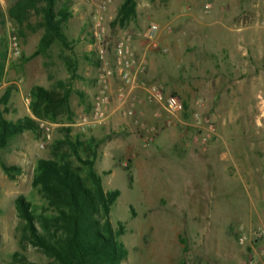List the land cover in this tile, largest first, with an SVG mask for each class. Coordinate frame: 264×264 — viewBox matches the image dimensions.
I'll use <instances>...</instances> for the list:
<instances>
[{
    "label": "rangeland",
    "instance_id": "obj_1",
    "mask_svg": "<svg viewBox=\"0 0 264 264\" xmlns=\"http://www.w3.org/2000/svg\"><path fill=\"white\" fill-rule=\"evenodd\" d=\"M15 1L0 0V65L3 66L0 119L15 122L32 118L37 129L14 136L0 151V264H17L14 254L34 264H56L24 239L26 223L19 215L16 201L25 198L39 213L46 208L42 195L32 186L35 168L39 159L51 157L54 142L63 136L60 130L68 126L72 127L73 136L83 140L94 137L102 143L96 171L102 175L106 191L121 192L110 215L114 228L122 225L125 230L119 241L127 248L128 256L121 264H240L252 256L254 250L264 252V238L256 245L253 243L255 233L264 231L263 154L255 161H236L237 167L226 158L197 159L202 150L189 144L194 131L186 126L192 122L196 111L211 116L217 130L221 121L235 120L232 122L237 124L227 129L230 135L243 131L242 126L249 125V120L264 124V57L258 64H254L252 57L254 52L264 55V44L249 49V74L237 72V81L243 82L249 75V89L262 93L263 97L255 101L257 108L253 113H218L213 107L206 110L193 107L192 111L190 101H184L174 89L176 84L180 86L177 79L183 59L195 53L197 44L205 37H212L201 30L228 26L242 34L245 28L253 27L264 38V0H136L137 19L123 26L114 22L124 0H112L107 12L109 39L114 41L126 32L130 34L147 64V73L142 77L146 86H161L167 95L178 97L183 104L178 117L184 125L172 128L163 125L167 115L159 104L150 102L154 108L149 111L141 108L144 115L139 118L140 124L156 129L154 142L149 147L143 145L142 125L118 114L110 122L115 119L123 125L111 123L110 126L109 122L87 130L74 126L80 115L89 112L97 89L98 63L89 38L90 16L94 3L104 0H71L73 16L64 25L71 48L66 49L56 42L46 55L30 61L26 59L38 49L44 30L36 29L41 18L35 14L29 16L23 27L17 26L9 15ZM65 2L58 0L57 9ZM207 4L213 8L205 14ZM152 26L158 28V48L147 35ZM15 36L22 51L18 58L10 54V41ZM251 36L249 34V41L257 40ZM251 66L262 68L261 72L254 73ZM253 77H257L254 84L251 83ZM60 83L71 91L74 121L68 125L63 120L58 123L45 120L51 124L53 137L44 142L40 120L30 110L29 94L34 86L55 89ZM182 89L187 91L184 86ZM150 114L155 115L153 123L148 121ZM159 114L163 117L159 118ZM258 132L263 134L264 129L254 125L251 134ZM179 140L194 149V160L171 151ZM245 140L233 142L234 148L247 149ZM137 162L139 172L134 170ZM2 165L18 171L9 176ZM249 165L253 167L252 177H249ZM126 167L133 175L132 185ZM108 171L112 173L105 175ZM254 188L258 192L254 193ZM243 231L249 237L244 244L239 241ZM261 264H264V256Z\"/></svg>",
    "mask_w": 264,
    "mask_h": 264
},
{
    "label": "trees",
    "instance_id": "obj_2",
    "mask_svg": "<svg viewBox=\"0 0 264 264\" xmlns=\"http://www.w3.org/2000/svg\"><path fill=\"white\" fill-rule=\"evenodd\" d=\"M58 0H16L9 9L15 24L23 27L31 14L41 18L36 29L44 34L36 52L26 59L46 55L59 42L66 49L71 48L64 33V25L72 18L71 0L57 9ZM137 19L136 0H124L114 24L123 26ZM33 28V30H36ZM23 34V33H22ZM3 66L0 65V77ZM75 73L76 69L73 70ZM74 78L75 75L73 74ZM71 91L63 83L55 89L34 86L29 94L32 115L52 123L65 121L73 124L74 112L70 106ZM6 100L9 93L6 94ZM37 129L32 118L18 121L0 119V151L4 150L14 136L24 131ZM62 138L52 146L51 157L39 159L32 180L46 202V208L37 212L25 198L16 201L19 215L26 223L24 239L41 250L56 264H121L128 256V250L119 238L124 227L115 229L111 222L112 207L121 196L118 190L106 191L102 175L96 171V162L102 143L94 138L83 140L72 135V127L60 130ZM12 176L15 167L2 165ZM128 172L130 185L133 175ZM108 171L105 175H110ZM14 254L17 264H34Z\"/></svg>",
    "mask_w": 264,
    "mask_h": 264
},
{
    "label": "built area",
    "instance_id": "obj_3",
    "mask_svg": "<svg viewBox=\"0 0 264 264\" xmlns=\"http://www.w3.org/2000/svg\"><path fill=\"white\" fill-rule=\"evenodd\" d=\"M111 3L112 0L94 3V9L91 11L89 38L98 63L97 89L89 112L80 115L74 126L81 130L95 129L108 124L117 114L125 119L134 120L136 125L140 124L139 118L144 113L141 110L143 101L139 90H144L148 101L159 104L166 113L167 116L163 119L164 126L172 128L179 124L184 125L178 117L183 111V104L179 98L167 95L161 86H146L143 82L142 77L147 73V64L135 48L132 36L126 32L114 41L109 39L107 12ZM212 8L211 4H207L205 14L210 13ZM157 31V26H152L147 32L155 48H158ZM166 51L167 49H164V52ZM21 53L20 42L15 36L10 41L11 57L18 58ZM158 117L161 118L163 115L159 114ZM140 125L143 145L149 147L154 142L156 129L148 128L145 124ZM186 126L194 131L189 137V144L201 150H207L218 135L214 119L202 111L194 112L192 122ZM39 127L44 142L51 141L53 137L51 124L39 121ZM263 238L264 231H258L254 235L253 243L256 245ZM248 239L247 233L241 232L239 241L244 244ZM263 256V251L254 250V254L240 264H261Z\"/></svg>",
    "mask_w": 264,
    "mask_h": 264
},
{
    "label": "crops",
    "instance_id": "obj_4",
    "mask_svg": "<svg viewBox=\"0 0 264 264\" xmlns=\"http://www.w3.org/2000/svg\"><path fill=\"white\" fill-rule=\"evenodd\" d=\"M202 32L210 34L214 38L211 37L209 38L211 40H209L208 37H205L202 42L197 44L195 53L190 56L187 55L183 59L177 79L180 86L176 84L174 89L179 91L184 101H190L191 108L194 107L196 110H206L209 107H213L214 111L218 113H253L257 108L255 101L263 97L262 93L249 89V75L244 78L243 82L237 81V72L242 71L244 75L249 74V49L263 46L264 38L253 27L245 28L242 34H238L234 28L228 26L205 28V30H201ZM249 34H252L251 39L257 40L249 41ZM252 57L255 60L254 64H258L259 61L262 62L264 55L254 52ZM255 67H253L254 73H256V70L261 72L262 68L258 69ZM256 79L257 77H253L251 83L254 84L253 82ZM183 86L187 88V91L182 89ZM139 95L144 100L142 107L146 111H149V108H154V104H151L146 99L144 90H139ZM245 118H249V116ZM154 119L155 115H148L149 123H153ZM114 120L108 125L111 126V123L114 126L123 125V122ZM232 121L235 120L230 122L221 121L218 124L216 139L207 150L200 151L201 153L198 154L200 156L197 159L226 158L229 161H233L234 166L237 167L236 161L241 159H252L255 161L260 154L264 156V133L251 134V128L254 125L258 129H264L262 128L264 124L261 121L249 120V125L244 124L242 126L243 131L230 135L227 133L228 127H234L237 124ZM245 139H247V149L239 151V148H234L233 142L242 140L241 142L243 143V141H246ZM183 143L179 140L171 148V151L181 154L179 155L180 157L187 156L189 159L194 160L196 152L193 148L189 149L186 143ZM139 167L140 165L137 162L134 168L135 172H139ZM259 169V173H261V166ZM252 171L253 167L249 165V177L254 176ZM261 185L264 187V179ZM253 192H258V189L254 188Z\"/></svg>",
    "mask_w": 264,
    "mask_h": 264
}]
</instances>
